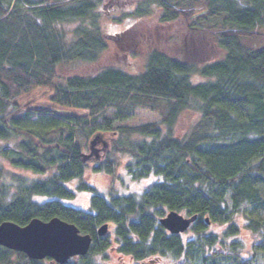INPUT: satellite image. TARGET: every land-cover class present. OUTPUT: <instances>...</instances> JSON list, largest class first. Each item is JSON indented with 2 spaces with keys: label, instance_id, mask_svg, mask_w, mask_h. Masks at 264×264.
<instances>
[{
  "label": "trees",
  "instance_id": "trees-1",
  "mask_svg": "<svg viewBox=\"0 0 264 264\" xmlns=\"http://www.w3.org/2000/svg\"><path fill=\"white\" fill-rule=\"evenodd\" d=\"M112 22L127 24L108 35ZM172 24L186 30L161 45ZM263 29L264 0H0V144L10 142L0 145V223H74L93 242L66 264H106L110 249L134 264H257L264 237L246 259L241 234L264 231ZM43 88L53 106L18 102ZM137 109L161 121L117 125ZM188 115L190 131L176 133ZM97 136L111 146L94 172L113 176L122 153L132 179L154 180L140 192L98 193L86 179ZM77 191L92 193L90 209L62 201ZM171 210L197 215L187 240L160 223ZM50 260L0 245V264Z\"/></svg>",
  "mask_w": 264,
  "mask_h": 264
},
{
  "label": "rangeland",
  "instance_id": "rangeland-1",
  "mask_svg": "<svg viewBox=\"0 0 264 264\" xmlns=\"http://www.w3.org/2000/svg\"><path fill=\"white\" fill-rule=\"evenodd\" d=\"M111 6H114V5L107 4L105 8L108 9ZM103 7L104 6L102 5V8ZM120 14H122L121 11L111 10V16H113V15L119 16ZM148 20H146L144 23H149ZM125 24H127V22L126 23L112 22V23L108 24L105 28L106 34L112 35L114 33L120 32L121 29H123L125 27ZM144 25L146 26V24H144ZM165 29H166L165 33H163V35L161 36V38H163L162 39L163 41H161L162 42L161 45L163 44V42H165V39L168 37V35L170 36L172 34H181V32H183V30L184 31L186 30L184 26L182 28V26H179L178 24H172L171 27H166ZM143 31L145 32L146 29ZM259 33H260V35H259V37H257L258 39L252 38L251 41H250V39H248L247 41L253 43V42H256V39H257L258 43L264 44V29L259 30ZM156 40H157V38L155 39V41ZM145 41L147 43H149L148 41H150V38H148V40L145 39ZM152 41H154V40H152ZM165 44H166L165 46L168 45L166 42H165ZM140 48H141V46H140ZM110 55H112V54H110ZM204 79L205 78H201L199 80H204ZM192 80L194 82L199 81L198 78H196L195 76H193ZM52 93H53V91L48 89V88L35 89L31 93L21 97L18 100V102L29 110L32 108H37V107H51V106H53V104L50 101V97L52 96ZM57 108L59 109V111H62V112H69V111L76 112V111H73L72 109L68 110V109H62L59 107H57ZM113 115H114V110L110 109L106 112L104 117H113ZM189 116L190 115L183 117L181 123L179 124V126L176 129V133L182 135V134L190 131L192 125L194 124V119L190 118ZM36 118H37V116H34V119H36ZM160 121H161V116L159 113L154 112V111H150V110H146V109H137L132 113V115L129 118H127L123 122L118 123L117 125L136 126V125H140V124L160 122ZM161 127H162V130L165 132L166 127L164 125H161ZM131 139L140 140L139 137H133V136ZM103 141L100 140L95 145V147L99 149V154H100L99 159H101L104 156V153L107 152L111 146V144H109V142L107 141L108 142V148L106 151H104L103 150V148H104V142ZM9 143H10L9 141L8 142L4 141L3 144L7 145ZM3 144H0V145L2 146ZM85 152L89 153L88 147L85 150ZM95 157L93 156L92 161L89 163V166H88V169L86 172V179L95 185L98 193L103 194L105 196L109 195V193L111 191H114V192L116 191L117 193H121V194L140 192L144 188H146L154 180V177H149L147 179L137 180V181L132 179L128 170H127V164L131 161V157L127 154L115 153V157L117 159L118 166H117L116 172L113 176H109L103 172H94L93 167L95 166L96 159H97ZM262 186H263L262 189H263V197H264V184ZM91 196H92L91 192H88V191L79 192V191H77L75 197L70 198V199H62V201L65 204L70 205L72 207L83 209V210H88V209H90ZM35 199H39L40 201H45L48 199V197L40 196V197H35ZM261 217L264 220V212L262 213ZM240 220H245V219L242 218ZM222 227H223V223H220L218 225H211L210 229H212L214 231H219V229ZM191 235H192V233L190 231L183 234V236L186 240L188 238H190ZM241 237L243 240L247 241L246 242L247 248L244 249L243 256L246 259H248V257L252 255L251 252L255 253V251L252 249V247H253L252 243L260 241V239L264 237V231L260 235H258V234L252 233L250 230H247V229L244 230L243 229ZM106 256L108 259L106 261H103V263H106V264H134V262L132 263L131 258L126 257V256H122L116 249H110L109 251H107ZM255 258L257 259V261H256L257 264H264V256H261V254H258V252H257V256L255 255ZM151 260H154V262H152V264H174V262L169 260L168 258L166 259V258H154V257L147 259L145 261H142V262L140 261L138 264H141L143 262L149 264V262H151ZM47 262H48V264H56L52 260L47 261ZM180 263L181 262H178L177 264H180Z\"/></svg>",
  "mask_w": 264,
  "mask_h": 264
},
{
  "label": "water",
  "instance_id": "water-1",
  "mask_svg": "<svg viewBox=\"0 0 264 264\" xmlns=\"http://www.w3.org/2000/svg\"><path fill=\"white\" fill-rule=\"evenodd\" d=\"M100 140L104 139L97 136L91 141L88 158L96 156L99 159V149L95 145ZM103 142V150L106 151L108 142L106 140ZM196 219L197 215L186 216L179 211L171 210L160 219V223L171 233L181 234L190 229ZM109 228L108 223L100 226L99 235L108 234ZM92 242L90 234L81 233L74 223L60 217H53L48 221L36 217L26 225H19L10 220L0 223V245L24 252L36 260L52 258L58 264H66L73 257L87 255Z\"/></svg>",
  "mask_w": 264,
  "mask_h": 264
},
{
  "label": "flooded vegetation",
  "instance_id": "flooded-vegetation-1",
  "mask_svg": "<svg viewBox=\"0 0 264 264\" xmlns=\"http://www.w3.org/2000/svg\"><path fill=\"white\" fill-rule=\"evenodd\" d=\"M152 262H154V260H151V262H149V264H152ZM133 263V262H132ZM141 264H147L145 262L141 263Z\"/></svg>",
  "mask_w": 264,
  "mask_h": 264
}]
</instances>
